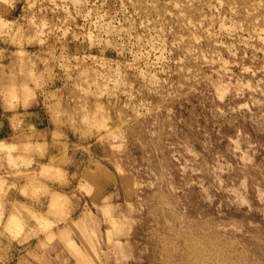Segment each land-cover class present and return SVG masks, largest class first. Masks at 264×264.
Segmentation results:
<instances>
[{"label": "clouds", "instance_id": "9594fccd", "mask_svg": "<svg viewBox=\"0 0 264 264\" xmlns=\"http://www.w3.org/2000/svg\"><path fill=\"white\" fill-rule=\"evenodd\" d=\"M241 46L264 52V0H0V264H264V63ZM197 109L215 139L184 130ZM225 141L242 163L204 178Z\"/></svg>", "mask_w": 264, "mask_h": 264}, {"label": "rangeland", "instance_id": "374dc122", "mask_svg": "<svg viewBox=\"0 0 264 264\" xmlns=\"http://www.w3.org/2000/svg\"><path fill=\"white\" fill-rule=\"evenodd\" d=\"M204 14L211 15V13L208 11V9H204ZM149 21H154L156 19V15L154 12L146 13ZM145 15H137L133 16L132 20L135 21L137 25H139L144 19ZM161 15L163 13L161 12ZM178 15V13H177ZM196 19H199V16L196 17ZM164 21H167V24H164L163 21L157 22L165 31L167 30V26L171 25L173 23H177L175 20V17H163ZM208 25L205 24V27ZM153 27L152 23L148 24V29L151 30ZM144 29H139V32L143 33ZM177 33V35L183 34L188 35L187 31H183L181 27L178 26L173 29ZM166 43L169 47H171V44L173 43V37L168 36ZM254 47H261V45L258 44V42L253 41ZM254 47L244 48L239 47L237 49V56L235 60L237 63L243 64L244 66L253 67L255 70V67H259L261 63H264V52H257L254 51ZM114 53L109 52L108 55H113ZM221 54L224 56L225 59H232L228 57L227 53L221 50ZM180 53L174 51L173 59L179 58ZM256 57V60H253V57ZM170 67L175 70V65H170ZM203 72H207V69H203ZM232 72L234 76L239 79L241 76L244 77L245 80H251L253 83L255 82V79H260L261 75L258 74L256 78H253L251 74H244L241 72L239 67H235L232 69ZM215 78V77H214ZM172 82H177L180 80V77L177 75L171 76ZM235 82V81H234ZM203 88V85L200 86ZM187 91V90H185ZM206 93H201V95H205ZM187 107V106H186ZM186 121H187V127H185L186 132H191L193 127L199 128L200 126H206L211 132H212V138L215 139V131H212L213 129L218 131V126L214 123L209 124L208 121L210 119H213V117L209 116L208 113H201L199 109L196 110V112H190L185 111L183 113ZM228 142L225 141L224 145H219L220 149L222 151L216 152L214 155H210L207 158H201L200 161L197 162L200 166H202L205 170V177L204 178H212L219 176L221 179H228L229 174L232 172L234 167L239 166L242 161L237 159V156H227L224 155V153L227 152V148L225 145ZM208 147H211V144L208 145ZM241 151H244V147L242 146ZM238 155V154H237ZM249 158L253 159V163L249 166L252 169L255 170L256 173L261 172V169H264V159H260V157H256L254 155V152L249 153ZM197 164L189 163V167H196ZM217 169H220L221 171H216ZM253 179V182L256 183L258 180H264V174H261L259 177L253 175L251 177ZM188 224L191 226L196 227V236L198 239V242L206 243L207 246L213 247L216 250H227L228 245L230 243V237L225 233L226 225L224 221H216L212 217H200L196 220L189 219ZM231 227H236L235 222H229ZM159 257V253H157V258Z\"/></svg>", "mask_w": 264, "mask_h": 264}, {"label": "bare ground", "instance_id": "6f19581e", "mask_svg": "<svg viewBox=\"0 0 264 264\" xmlns=\"http://www.w3.org/2000/svg\"><path fill=\"white\" fill-rule=\"evenodd\" d=\"M213 248V247H212Z\"/></svg>", "mask_w": 264, "mask_h": 264}]
</instances>
